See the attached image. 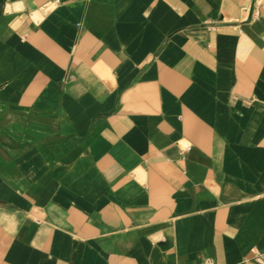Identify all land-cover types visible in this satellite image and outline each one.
Here are the masks:
<instances>
[{
	"label": "crops",
	"instance_id": "obj_1",
	"mask_svg": "<svg viewBox=\"0 0 264 264\" xmlns=\"http://www.w3.org/2000/svg\"><path fill=\"white\" fill-rule=\"evenodd\" d=\"M207 259L264 264V0H0V264Z\"/></svg>",
	"mask_w": 264,
	"mask_h": 264
},
{
	"label": "built area",
	"instance_id": "obj_2",
	"mask_svg": "<svg viewBox=\"0 0 264 264\" xmlns=\"http://www.w3.org/2000/svg\"><path fill=\"white\" fill-rule=\"evenodd\" d=\"M197 264H215V262L211 259H207L206 261Z\"/></svg>",
	"mask_w": 264,
	"mask_h": 264
},
{
	"label": "water",
	"instance_id": "obj_3",
	"mask_svg": "<svg viewBox=\"0 0 264 264\" xmlns=\"http://www.w3.org/2000/svg\"><path fill=\"white\" fill-rule=\"evenodd\" d=\"M52 6H50V5H48L45 9V12H47L48 10H50V8H51Z\"/></svg>",
	"mask_w": 264,
	"mask_h": 264
}]
</instances>
